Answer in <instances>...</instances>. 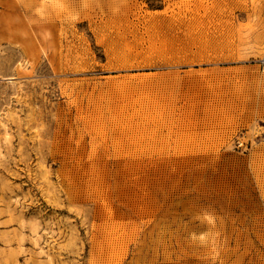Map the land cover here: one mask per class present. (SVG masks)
Instances as JSON below:
<instances>
[{
  "label": "rangeland",
  "instance_id": "1",
  "mask_svg": "<svg viewBox=\"0 0 264 264\" xmlns=\"http://www.w3.org/2000/svg\"><path fill=\"white\" fill-rule=\"evenodd\" d=\"M0 264H264V0H0Z\"/></svg>",
  "mask_w": 264,
  "mask_h": 264
}]
</instances>
